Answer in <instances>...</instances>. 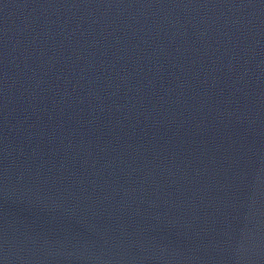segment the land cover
Returning <instances> with one entry per match:
<instances>
[{"label":"water","instance_id":"95a60500","mask_svg":"<svg viewBox=\"0 0 264 264\" xmlns=\"http://www.w3.org/2000/svg\"><path fill=\"white\" fill-rule=\"evenodd\" d=\"M0 264H264V0H0Z\"/></svg>","mask_w":264,"mask_h":264}]
</instances>
